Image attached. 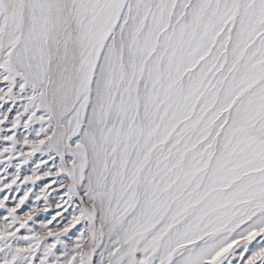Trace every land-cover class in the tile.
<instances>
[{
    "label": "snow or ice",
    "instance_id": "snow-or-ice-1",
    "mask_svg": "<svg viewBox=\"0 0 264 264\" xmlns=\"http://www.w3.org/2000/svg\"><path fill=\"white\" fill-rule=\"evenodd\" d=\"M0 141V264H264V0H0Z\"/></svg>",
    "mask_w": 264,
    "mask_h": 264
},
{
    "label": "rangeland",
    "instance_id": "rangeland-1",
    "mask_svg": "<svg viewBox=\"0 0 264 264\" xmlns=\"http://www.w3.org/2000/svg\"><path fill=\"white\" fill-rule=\"evenodd\" d=\"M5 146H10V144H5V142L0 141V148L5 147ZM37 158H38V156H37ZM30 166H31V165H26L25 168L21 170L22 173H27L28 168H29ZM3 167H4L3 165H0V171L3 170ZM13 171H14V169H9V174H11ZM48 182H50V181H48ZM44 183H45V181H38V182H37L36 190L38 191V190H39V187L42 186ZM14 187H15V186H14ZM7 194H8L7 191H5V192H3V193H0V198H2L4 195H7ZM15 195H16V193H15V191H14V192L12 193V195L10 196L9 201L7 202L8 206H12V204H13L12 196H15ZM21 195H22V191H21ZM55 195H56V194L53 193V197H54ZM33 199H34L33 197H30V198H29V201H27L26 204H25L24 206H22L21 210L18 212V215H23L24 211H27V210H28V207H29V206L31 205V203L33 202ZM50 199H52V197H50ZM41 204H43L42 201H41ZM5 215H6V212H5L3 209H0V222H2V218H3V216H5ZM44 216H45L44 213L39 214V215L36 217L37 221H39L40 219L44 218ZM29 223H30V225H31V222H29ZM20 234H27V233H26V230H25V229H21V231H20V233H18V235H20ZM258 239H259V238H258ZM255 243H256V242H253V245H251L250 247H254V246H255ZM58 247H59V246H58ZM234 264H235V262H234Z\"/></svg>",
    "mask_w": 264,
    "mask_h": 264
}]
</instances>
